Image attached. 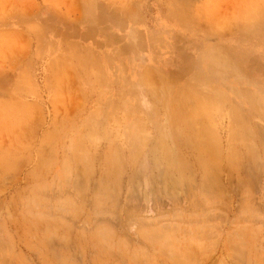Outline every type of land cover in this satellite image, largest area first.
Segmentation results:
<instances>
[{"label": "rangeland", "instance_id": "374dc122", "mask_svg": "<svg viewBox=\"0 0 264 264\" xmlns=\"http://www.w3.org/2000/svg\"><path fill=\"white\" fill-rule=\"evenodd\" d=\"M0 264H264V0H0Z\"/></svg>", "mask_w": 264, "mask_h": 264}]
</instances>
